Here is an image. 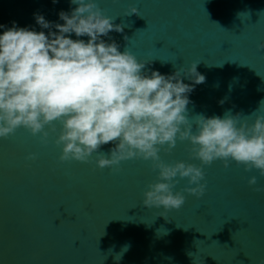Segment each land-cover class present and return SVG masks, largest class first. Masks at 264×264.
Returning a JSON list of instances; mask_svg holds the SVG:
<instances>
[{
	"label": "water",
	"instance_id": "obj_1",
	"mask_svg": "<svg viewBox=\"0 0 264 264\" xmlns=\"http://www.w3.org/2000/svg\"><path fill=\"white\" fill-rule=\"evenodd\" d=\"M96 2L114 24L125 25L102 39L148 63L149 74L168 76L199 63L205 82L195 85L187 106L193 131L201 114L223 118L230 111L249 125L264 115V0ZM75 7L70 0H0V24L10 28L15 21L47 35L34 14L62 24L58 14ZM132 8L138 15H130ZM182 80L192 83L183 71ZM53 123L56 132L46 144L23 127L0 139V264H117L122 254L118 264H264V191L255 190L264 189V176L258 170L231 160L227 168L220 160L202 165L191 158V145L178 140L170 153L161 149L162 162L202 167L205 193L197 199L183 192L189 185L180 180L174 192L186 201L179 210L149 209L142 201L157 179L152 161L100 169V153H94L88 163L61 162L55 140L62 125ZM253 176L257 184L250 186Z\"/></svg>",
	"mask_w": 264,
	"mask_h": 264
},
{
	"label": "clouds",
	"instance_id": "obj_2",
	"mask_svg": "<svg viewBox=\"0 0 264 264\" xmlns=\"http://www.w3.org/2000/svg\"><path fill=\"white\" fill-rule=\"evenodd\" d=\"M70 4L76 6L70 13L58 14L62 24L34 14L36 24L49 29L47 35L17 27L15 21L10 28L0 24L5 29L0 35V139L23 127L46 144L49 134L56 132L53 122L58 121L62 127L55 143L62 146L61 162L88 163L94 153H100L97 167L118 170L124 161L150 160L158 175L142 202L165 212L185 204V195L174 192L180 180L188 181L183 192L197 199L206 189L201 183L205 179L202 167L162 162L161 149L170 153L178 140L191 145V158L202 165L220 160L227 168L231 160L244 165L245 171L255 169L264 176V115H257L249 125L230 111L223 118L201 114L195 117L193 131L187 106L195 85L205 82L197 71L199 63L168 76L158 71L149 74L148 63L138 62L127 48L121 52L114 40L102 39L113 31L122 33L125 25L114 24L116 18L105 16L96 0H70ZM133 14L138 15L136 8L131 9ZM72 34L77 39L70 38ZM259 50L264 51V44ZM182 71L191 84L183 82ZM108 144L114 147L101 152ZM35 158L34 154L28 157ZM248 183L256 185L257 178L251 177ZM122 256L115 257L117 264Z\"/></svg>",
	"mask_w": 264,
	"mask_h": 264
}]
</instances>
